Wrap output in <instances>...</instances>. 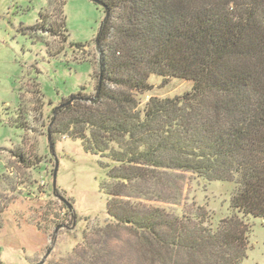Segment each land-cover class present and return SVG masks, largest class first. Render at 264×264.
Returning a JSON list of instances; mask_svg holds the SVG:
<instances>
[{
  "label": "trees",
  "instance_id": "trees-1",
  "mask_svg": "<svg viewBox=\"0 0 264 264\" xmlns=\"http://www.w3.org/2000/svg\"><path fill=\"white\" fill-rule=\"evenodd\" d=\"M96 1V93L54 107L51 131L104 160L107 215L136 231L144 264H241L248 221L264 219V0ZM151 75L192 87L141 107ZM177 172L234 182L215 228L203 207L186 216L135 202L160 199L137 189Z\"/></svg>",
  "mask_w": 264,
  "mask_h": 264
},
{
  "label": "rangeland",
  "instance_id": "rangeland-1",
  "mask_svg": "<svg viewBox=\"0 0 264 264\" xmlns=\"http://www.w3.org/2000/svg\"><path fill=\"white\" fill-rule=\"evenodd\" d=\"M103 18L92 0H0V264H144L136 231L107 215L104 160L51 131L54 107L96 93ZM149 83L141 107L192 87L157 75ZM156 185L137 189L160 198H134L140 207L186 216L203 207L213 228L230 214L232 181L177 172ZM248 224L241 264H264V219Z\"/></svg>",
  "mask_w": 264,
  "mask_h": 264
},
{
  "label": "water",
  "instance_id": "water-1",
  "mask_svg": "<svg viewBox=\"0 0 264 264\" xmlns=\"http://www.w3.org/2000/svg\"><path fill=\"white\" fill-rule=\"evenodd\" d=\"M92 1L96 2L97 4H99L103 7V4L101 2H98L96 0H92ZM56 176H57V164H56L54 171H53V188H55V185H56Z\"/></svg>",
  "mask_w": 264,
  "mask_h": 264
}]
</instances>
